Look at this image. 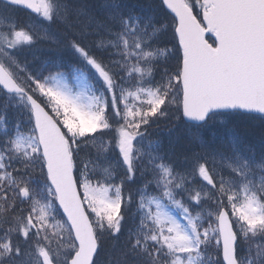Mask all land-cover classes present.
Segmentation results:
<instances>
[{"label":"snow or ice","instance_id":"1","mask_svg":"<svg viewBox=\"0 0 264 264\" xmlns=\"http://www.w3.org/2000/svg\"><path fill=\"white\" fill-rule=\"evenodd\" d=\"M0 264H264V0H0Z\"/></svg>","mask_w":264,"mask_h":264},{"label":"trees","instance_id":"2","mask_svg":"<svg viewBox=\"0 0 264 264\" xmlns=\"http://www.w3.org/2000/svg\"><path fill=\"white\" fill-rule=\"evenodd\" d=\"M249 134L252 136V138L256 141L259 140L260 137V130L258 128L255 129H248Z\"/></svg>","mask_w":264,"mask_h":264}]
</instances>
